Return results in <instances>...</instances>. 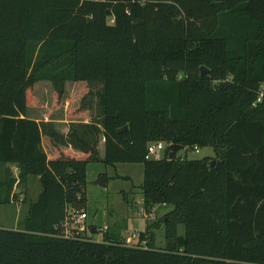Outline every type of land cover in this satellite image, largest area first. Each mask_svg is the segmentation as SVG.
<instances>
[{
    "label": "trees",
    "instance_id": "trees-1",
    "mask_svg": "<svg viewBox=\"0 0 264 264\" xmlns=\"http://www.w3.org/2000/svg\"><path fill=\"white\" fill-rule=\"evenodd\" d=\"M42 81L56 103L67 83L88 88L65 132L28 116ZM44 139L76 154L48 158ZM171 144L185 153L168 159ZM95 161L142 163L163 247L148 226L135 245L64 236ZM28 177L40 192L20 228L0 227V264H264V0H0V203Z\"/></svg>",
    "mask_w": 264,
    "mask_h": 264
},
{
    "label": "rangeland",
    "instance_id": "rangeland-1",
    "mask_svg": "<svg viewBox=\"0 0 264 264\" xmlns=\"http://www.w3.org/2000/svg\"><path fill=\"white\" fill-rule=\"evenodd\" d=\"M88 88L84 83H67L65 85V96L56 103L53 86L48 81L38 82L33 86L31 95L32 105L28 109V116L36 120L54 119L57 127L62 131L67 130L70 121L81 120L83 117L78 113L82 96ZM91 113H94L93 111ZM90 115V114H89ZM87 120L90 117L87 114ZM44 139V145L48 158H53L62 151L76 154L69 147H53ZM187 151L189 159L213 156L210 146L197 147ZM185 149L178 151V156L183 155ZM103 145L99 148V155L103 157ZM163 154V150L161 151ZM14 176L19 173L16 165H10ZM100 176L106 177L105 186L95 184L94 181ZM143 182V165L134 162H117L105 165L102 162H89L86 169V219L85 225L88 229L86 235L92 239H102V232L108 230L124 239L132 233L137 234L145 230L146 226L153 230V243L157 247L165 245L164 226L158 220L167 211L166 207H159L153 211L154 219H147L142 213V195L140 185ZM16 199L8 204L0 203V227L18 229L27 214L28 206L34 201L40 192V184L36 177H28L24 183L15 185ZM155 224V227L153 226ZM72 231V220L63 222ZM153 224V225H152ZM62 225V226H63ZM91 226H95L97 232L93 233ZM64 227V226H63ZM90 227V228H89ZM105 227V229H104ZM75 228V226H74ZM150 230V229H149ZM183 233V226L180 227Z\"/></svg>",
    "mask_w": 264,
    "mask_h": 264
},
{
    "label": "built area",
    "instance_id": "built-area-1",
    "mask_svg": "<svg viewBox=\"0 0 264 264\" xmlns=\"http://www.w3.org/2000/svg\"><path fill=\"white\" fill-rule=\"evenodd\" d=\"M167 147V145L164 143V142H156V143H151L148 145L147 147V153H146V158L150 159V158H156V159H159L162 157V154H161V151L165 150V148ZM197 147H195L194 149L197 151L196 149ZM165 204H163L164 206ZM157 208L154 207L152 209L151 212H146V210L142 207V213L143 215L147 218V219H150V220H153L154 219V215H153V211ZM87 215H86V211L85 210H82V209H75V208H69L68 209V215L67 217L65 218L64 221H67L68 219L69 220H72V225L71 226L72 228V231H70V227H67V224H64V236H71L74 232V229L79 231V232H84L88 229V227L84 224L85 223V219H86ZM75 226V228H74ZM105 229V227H104ZM137 238H138V235L135 234V233H132L131 235H128L126 238H125V243L126 244H129V245H135L137 244ZM142 245H145V241H142Z\"/></svg>",
    "mask_w": 264,
    "mask_h": 264
},
{
    "label": "water",
    "instance_id": "water-1",
    "mask_svg": "<svg viewBox=\"0 0 264 264\" xmlns=\"http://www.w3.org/2000/svg\"><path fill=\"white\" fill-rule=\"evenodd\" d=\"M207 72V68L204 66L200 67V74L203 76ZM123 129H127V126H124ZM183 145L181 144H171L169 145V154L168 159H174L177 152L183 149ZM215 163V161H212V165ZM95 184H98L100 186H105L106 182L103 176H100L97 180L94 181Z\"/></svg>",
    "mask_w": 264,
    "mask_h": 264
},
{
    "label": "crops",
    "instance_id": "crops-1",
    "mask_svg": "<svg viewBox=\"0 0 264 264\" xmlns=\"http://www.w3.org/2000/svg\"><path fill=\"white\" fill-rule=\"evenodd\" d=\"M92 228H93V229H92V231H93V232H95V230H96V227L94 226V227H92Z\"/></svg>",
    "mask_w": 264,
    "mask_h": 264
}]
</instances>
